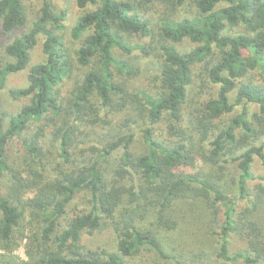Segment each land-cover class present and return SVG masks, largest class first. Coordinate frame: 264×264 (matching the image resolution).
<instances>
[{"label":"trees","instance_id":"1","mask_svg":"<svg viewBox=\"0 0 264 264\" xmlns=\"http://www.w3.org/2000/svg\"><path fill=\"white\" fill-rule=\"evenodd\" d=\"M162 1L173 8L160 13ZM187 2L74 0L81 12L67 40L66 11L56 14L44 0L40 16L29 23L23 0H0V35L16 34L0 43V90L9 75L26 69L38 36L45 37V57L29 68L27 87L9 91L12 100L29 102L6 118L5 127L0 118V264H151L140 257L144 250L171 260L153 218L157 212L164 222L175 201L198 198L225 205L217 258L264 264L256 216L264 203V175L254 194L247 187L255 157L264 159V144L258 145L264 138V84L251 78L257 72L264 80V0ZM233 28L243 32L229 34ZM135 37L147 38L155 49ZM183 41L195 47L180 51ZM116 51L154 55L155 90L130 89L127 79L141 70ZM77 66L84 70L80 77ZM186 105L194 122L191 140L179 136ZM249 105L259 112L250 115ZM237 106L240 114L223 127L214 125ZM164 117L172 124L162 138L158 124ZM138 128L146 150L135 155ZM107 129L113 131L108 137L95 133ZM220 156L235 166L238 198H251L241 212L216 169H176L186 158L193 167H211ZM99 228L111 234L112 250L85 241ZM27 231V260H18L10 251ZM231 234L246 243L233 255Z\"/></svg>","mask_w":264,"mask_h":264},{"label":"rangeland","instance_id":"2","mask_svg":"<svg viewBox=\"0 0 264 264\" xmlns=\"http://www.w3.org/2000/svg\"><path fill=\"white\" fill-rule=\"evenodd\" d=\"M24 5L27 10L28 21L29 23L35 21L41 14V8L44 0H23ZM52 6L54 12L59 14L60 11H66L67 15L63 25L65 27L62 33H65V39L68 40L70 28L74 25L76 17L80 14L81 10H79L74 5V0H45ZM188 6L190 4V0L187 2ZM173 8V3H168L162 1L159 6V12L168 10V8ZM189 8V7H188ZM58 32V31H56ZM237 32H243L242 28H233L229 29L228 33L233 34ZM16 34L0 35V43L6 44L11 41ZM45 37L43 35L38 36L37 45L34 50L31 52V58L29 65L25 70L18 72L16 74H11L7 77L5 86L0 90V118L3 119L4 127L5 120L9 116L15 115L19 110L29 102L28 99H19L12 100L9 95L10 90H19L26 88L27 83V74L29 68L38 62H42L44 59L42 44L44 42ZM138 37L134 38L135 42H139L140 44H148L149 41L147 38H142L140 41ZM151 47V50L155 49V44H148ZM195 47L194 44H191L188 41H183L181 44L177 46L180 51H190ZM116 57L119 59H123L125 61H133L139 65L140 72L138 70V74L135 76L129 77L127 79V84L130 89H153L155 90L154 85L152 83L155 72L153 69L155 64L154 55H150L147 58H140L138 54H131V56H125L120 54L119 52H115ZM139 57H138V56ZM84 72V70L80 67L75 68V73L80 77V75ZM252 81L263 82L264 80L260 75L255 72L252 75ZM69 82L66 81L64 86L69 87ZM64 88V87H63ZM67 88V87H66ZM195 91V90H193ZM190 104V103H189ZM193 105H195V100ZM192 105V106H193ZM250 115L253 113H258L259 109L254 105L247 106ZM191 108L189 105H186L182 108L181 114L184 119L179 124L178 128L181 131L182 137L191 140L190 130L194 125L192 121V115L189 114ZM242 112V106H237L233 109L232 113L224 116L220 120H217L214 125L218 127H223L226 123L231 121L234 117ZM116 120L117 126L122 123L127 116L123 115ZM172 124V121L168 119V117H164L163 120L158 124V132L162 133V138L167 137V125ZM142 129L146 128V126L140 125ZM140 129H136L134 142L131 146L132 152L135 155H139L142 152H145L146 147L143 144ZM115 132V131H114ZM96 134L103 135L108 137L113 131L107 129L102 131H96ZM93 136V135H92ZM172 140L177 141L178 138L173 134ZM88 142V141H87ZM264 144V138H261L258 141L259 144ZM10 154L14 159H17V146H13ZM117 156V154H116ZM226 156H220L217 159V163L210 167L209 164L201 165V163L197 162L195 167L192 166V161L189 158L185 159V163L180 164L176 169L178 171H194L200 169L204 172H208L210 169H216L217 176H220L219 183L224 185L225 189H231V198H235L237 205L236 211L241 212L242 210L251 207L252 201L251 198L245 197V194L242 195V199L238 198L240 191L237 189L238 185L237 174L235 171V166L233 163L225 162ZM251 171L254 175V179L247 182V187L250 193L254 194L256 190L254 189L256 185L260 183L259 176L264 175V159L261 160L258 157H255V161L252 165ZM264 187V184L262 185ZM247 198V199H246ZM211 198H198L196 200H180L175 201L170 209L166 211L162 216L164 222H159L157 220V212L156 218H153V222L156 221V228L159 229L158 237L161 239L162 244L164 246V250L166 253L172 258L171 260H162L158 259L155 255L154 251L144 250L142 251L140 257L143 261H148L151 264H244L241 261L237 262H224L221 259L217 258V252L220 246V237L218 233H220L221 226L223 224V214L225 211L224 203H217V205H212ZM255 215V212H254ZM256 216L258 218L259 224L262 228V235L264 238V203L260 204L258 211L256 212ZM103 229H98L93 233V236H86L85 241L91 248H102L105 246H109L108 249L112 250L115 242L113 241L111 234L106 231H102ZM29 232H25L23 236L18 237L16 244L13 245L10 253L13 257L18 260H27V240L25 237L29 236ZM229 240V255H233L239 250L243 249L246 246L245 241L241 239L238 235L231 234ZM131 264H137V260L130 261Z\"/></svg>","mask_w":264,"mask_h":264}]
</instances>
